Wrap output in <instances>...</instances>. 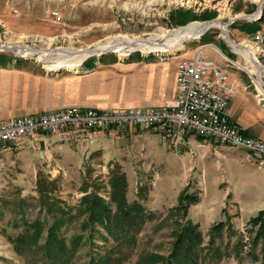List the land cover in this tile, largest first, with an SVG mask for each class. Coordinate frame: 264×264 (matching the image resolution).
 <instances>
[{
	"label": "rangeland",
	"instance_id": "obj_1",
	"mask_svg": "<svg viewBox=\"0 0 264 264\" xmlns=\"http://www.w3.org/2000/svg\"><path fill=\"white\" fill-rule=\"evenodd\" d=\"M209 19L224 21L232 41L264 66V58L256 57L249 46L253 30L264 26V0L261 4L260 0H0V42L35 51L83 49L117 36L161 37ZM231 19L234 22L228 23ZM221 33L219 27H212L170 52L136 50L119 55L110 51L83 62L179 60L201 47L207 58L220 65L227 63L221 51L249 70L256 94L257 70ZM7 61L54 78L83 64L52 70L34 58L0 50V63ZM231 65L227 68L247 75ZM94 133L51 134L45 136V144L30 140L22 150L0 152V264H60L49 259L50 251L47 254L50 234L54 241L57 237L65 243L69 258L61 264H99L107 252L113 264H165L179 236H194L187 228L182 231L184 206L186 219L198 225L201 242L191 250L204 255L200 264H260L264 240L253 245L251 238L259 226L248 220L258 213L264 217V192L252 186L253 175L241 165L237 153L242 156L246 150L213 142L208 145V139L199 140L192 132L177 143L142 127ZM117 170L127 182L126 201L137 200L147 215L140 228L130 232L134 236L131 247L120 246L102 225H94L89 212L79 211L85 210L87 198L110 201L111 180ZM39 177L54 180V191L48 196L54 201V213L37 189ZM193 196L195 202H191ZM254 255L258 259L251 261L248 256Z\"/></svg>",
	"mask_w": 264,
	"mask_h": 264
},
{
	"label": "crops",
	"instance_id": "obj_2",
	"mask_svg": "<svg viewBox=\"0 0 264 264\" xmlns=\"http://www.w3.org/2000/svg\"><path fill=\"white\" fill-rule=\"evenodd\" d=\"M211 47L217 49L216 46ZM177 60L171 57L156 60L131 58L127 61L111 62L93 60L83 62L79 68L65 72L58 78L41 74L37 69L12 61L0 63V120L66 106L91 107L96 110L160 106L174 96ZM220 66H227V63ZM236 67L247 75L227 68L229 79L237 88L236 94L227 104V112L243 135L264 140V100L259 101L256 97L250 71L242 66ZM124 128L131 130L129 126ZM111 129H71L68 133L58 134H69L78 130L110 133L114 128ZM150 129L158 133L156 129ZM48 135L51 134L37 140L39 144H45V136ZM199 137V140L208 139V145L212 142L216 146L222 144L208 137ZM185 142H189V139ZM237 154L243 169L253 175L252 186H258L264 192V164H259L261 157L248 151L247 154L243 153L247 156L244 159L243 155ZM256 207L262 208L263 204Z\"/></svg>",
	"mask_w": 264,
	"mask_h": 264
},
{
	"label": "built area",
	"instance_id": "obj_3",
	"mask_svg": "<svg viewBox=\"0 0 264 264\" xmlns=\"http://www.w3.org/2000/svg\"><path fill=\"white\" fill-rule=\"evenodd\" d=\"M52 14L60 17L54 11ZM249 45L256 57L264 58V26L252 32ZM197 48L191 57L176 63V89L173 98L160 106L96 110L91 107L66 106L37 114H25L0 120V152L22 150L27 140H39L46 134L68 133L71 129L120 130L154 128L168 142H181L188 133L208 137L261 157L264 164V140L243 135L227 112V104L237 88L229 79L227 67H241L224 56L227 66H220ZM243 67V66H242ZM256 83V82H255ZM258 87V86H257ZM256 96L262 101L264 84Z\"/></svg>",
	"mask_w": 264,
	"mask_h": 264
},
{
	"label": "trees",
	"instance_id": "obj_4",
	"mask_svg": "<svg viewBox=\"0 0 264 264\" xmlns=\"http://www.w3.org/2000/svg\"><path fill=\"white\" fill-rule=\"evenodd\" d=\"M256 29H259V27L257 26L255 30ZM53 181L54 180H49L46 177H39V179L37 180V189L42 198L44 200L46 198L47 202L51 205L49 206V210L52 213H54V209L56 207L54 206V201H50L48 196L54 191ZM111 187L113 189V193L109 202L106 200H102L98 196H94L91 198H87V196H85L83 197V199L87 198L84 202L86 203L85 210L83 208L79 211L82 213L83 211L89 212L90 219L94 221V225L95 222L102 225L108 235L112 236L117 242H119L120 246L127 245L131 247L133 245L134 236L130 235V232L132 233L137 231L145 221L147 215L144 206L140 202L135 200L132 203H128L126 201L125 193L127 189V182L124 174L119 170L115 172V177L111 180ZM195 201L196 200L193 196L191 202ZM185 207L186 206H184L182 212L185 220L182 231L188 229L189 233L194 236H179L180 240L175 244L173 254L170 256V258H168L165 264H200L201 260L205 258L201 252H196L194 254V251L192 252L191 250L194 243L199 244L201 242V236L199 233L198 225L190 219H186L187 212ZM53 217L55 218V220H60V217H58L56 214H53ZM248 221L251 224L257 223L259 226V230H257L255 236H252L251 238L253 245H256L259 239L264 240V217L261 213H258L257 215L252 216ZM49 236L52 237L51 234ZM50 237L48 238L46 243V250H48L47 254L50 251V256L48 255L50 257L49 259L53 260L54 262H60V264L62 262H65V260L67 261L69 257L66 256V247L64 241L58 240L57 237H54L56 238L54 241L53 238ZM212 239L213 236L210 234V241H212ZM209 247H212V245H210ZM217 251L218 249H216V252ZM236 253L237 255H239L240 249H238ZM248 257L251 259V261H255V259H258V256L256 255H254V257ZM261 257L262 258L260 264H264V252H261ZM99 264H113L112 256L108 254V252L105 253V255L101 257ZM114 264H117V262H115Z\"/></svg>",
	"mask_w": 264,
	"mask_h": 264
},
{
	"label": "bare ground",
	"instance_id": "obj_5",
	"mask_svg": "<svg viewBox=\"0 0 264 264\" xmlns=\"http://www.w3.org/2000/svg\"><path fill=\"white\" fill-rule=\"evenodd\" d=\"M261 2L262 0H260V4ZM254 16L252 15L250 18ZM215 26L221 29V35L226 41L230 42L231 47H233L236 52H238L255 67L254 69H256L258 73V79L256 82L260 88L261 85L264 84V66H261L254 57L249 55L244 46L241 44H236L228 38L225 31L228 30V28L226 27V24L220 22V20L216 22L191 23L186 27L176 28L172 30L171 33L163 34L161 37H152L149 39L129 38L127 36L111 37L101 40L100 42L83 49L58 48L52 50L35 51L32 48L24 47V45L17 44L19 46H16V44H13L10 46L9 44L3 43V45H0V50L12 51L18 56L22 57L34 58L43 62L44 66L48 69H71L81 64L91 55H99L100 53H106L110 51H114L119 55H126L128 52L136 50L144 53L170 52L178 48L185 39L191 38L192 36L202 35V33L204 34L205 31ZM209 46L214 45L209 44Z\"/></svg>",
	"mask_w": 264,
	"mask_h": 264
},
{
	"label": "water",
	"instance_id": "obj_6",
	"mask_svg": "<svg viewBox=\"0 0 264 264\" xmlns=\"http://www.w3.org/2000/svg\"><path fill=\"white\" fill-rule=\"evenodd\" d=\"M234 19H236V18H234ZM234 19H231L228 23H232V22H234ZM209 21H211V19H209V20H205L204 22H209ZM220 22L225 23V22L222 21V20H220ZM225 31H226V34H227L228 38H229L230 40H232V39L229 37V35H228V30H225ZM202 34H203V33H202ZM199 36H200V35H199ZM199 36H192L191 38H187V39H185L184 42H185V41H188V40H190V39L198 38ZM10 44H15V43H10ZM0 45H3V43H0ZM8 46H9V45H8ZM10 46H12V45H10ZM16 46H19V45L16 44ZM24 47L31 48V47H29V46H24ZM11 52H12V51H11ZM100 54H103V53H100ZM100 54H99V55H100Z\"/></svg>",
	"mask_w": 264,
	"mask_h": 264
}]
</instances>
